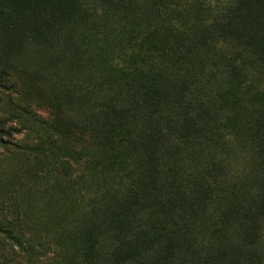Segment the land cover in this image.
<instances>
[{
	"label": "rangeland",
	"instance_id": "374dc122",
	"mask_svg": "<svg viewBox=\"0 0 264 264\" xmlns=\"http://www.w3.org/2000/svg\"><path fill=\"white\" fill-rule=\"evenodd\" d=\"M230 2L121 0L125 18L99 45L53 63L0 19V264H117L105 246L89 257L76 230L93 207L127 193L138 175L128 162L136 157L119 142L91 141L84 121L115 100L125 73L145 63L176 77L177 88L164 94L175 91L191 109L185 134L174 131L167 143L177 206L159 214L142 246L149 249L162 229L159 259L191 249L199 252L196 264H264V182L241 131L245 108L264 99V79L249 68L246 99L235 109L225 58L236 49L202 27ZM149 84H138L142 94ZM107 217L108 228L120 218ZM97 234L109 237L103 226Z\"/></svg>",
	"mask_w": 264,
	"mask_h": 264
},
{
	"label": "trees",
	"instance_id": "16d2710c",
	"mask_svg": "<svg viewBox=\"0 0 264 264\" xmlns=\"http://www.w3.org/2000/svg\"><path fill=\"white\" fill-rule=\"evenodd\" d=\"M120 2L4 0L0 2V19L11 22L21 31L27 46L45 49L50 53L52 63L55 60L61 62L78 49L99 45L109 31L123 22L125 17ZM214 17L213 22L202 27H206L215 43L228 42L235 47L234 51L236 49L231 58H225V78H228L234 106L238 109L246 99L243 86L247 84L249 68H255L264 79V0H231ZM121 68L126 72L124 67ZM159 71L155 63H145L144 67L125 73L126 78L114 95L115 100L100 104L84 121L91 141L103 146L111 141L124 144L132 152L131 157H136L128 165H136L138 170L137 178L126 194L115 195L103 206L93 207L79 221L76 235L92 259L97 258L98 249L105 246L117 259V264H196L195 257L199 252L191 249L175 253L170 259L167 256L159 259L160 252L166 247L162 229L160 238L149 249L146 250L141 242L149 228L161 222L157 221L159 214L177 206V199L168 186L167 166L172 157L167 143L172 132L183 134L181 130L184 129L185 134L188 128L185 116L191 109L190 103L177 98L175 91H169L168 96L164 94L168 89L177 88V80ZM0 77L4 78L3 73ZM142 81L150 83L144 94L138 85ZM165 83L169 84L163 90L161 86ZM0 87H3L1 83ZM159 99L164 100L161 105ZM245 113L247 120L241 131L248 136L247 143L259 157L260 172L256 179L264 182V99L257 107L245 108ZM262 207L264 211V202ZM107 215L120 217L112 228L107 227ZM99 226L108 229L109 237L97 234ZM178 226L179 220L173 222V227Z\"/></svg>",
	"mask_w": 264,
	"mask_h": 264
}]
</instances>
